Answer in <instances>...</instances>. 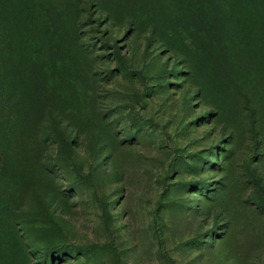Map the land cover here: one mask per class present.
Masks as SVG:
<instances>
[{"label": "rangeland", "instance_id": "obj_1", "mask_svg": "<svg viewBox=\"0 0 264 264\" xmlns=\"http://www.w3.org/2000/svg\"><path fill=\"white\" fill-rule=\"evenodd\" d=\"M19 7L0 264H264V0Z\"/></svg>", "mask_w": 264, "mask_h": 264}, {"label": "trees", "instance_id": "obj_2", "mask_svg": "<svg viewBox=\"0 0 264 264\" xmlns=\"http://www.w3.org/2000/svg\"><path fill=\"white\" fill-rule=\"evenodd\" d=\"M19 1L20 0H0V50H2V46L5 47L3 40L9 25H11L10 21H20L21 13L19 12ZM1 58L0 56V62Z\"/></svg>", "mask_w": 264, "mask_h": 264}]
</instances>
